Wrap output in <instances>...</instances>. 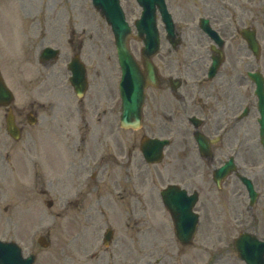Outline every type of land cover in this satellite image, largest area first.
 Returning a JSON list of instances; mask_svg holds the SVG:
<instances>
[{
	"label": "rangeland",
	"instance_id": "374dc122",
	"mask_svg": "<svg viewBox=\"0 0 264 264\" xmlns=\"http://www.w3.org/2000/svg\"><path fill=\"white\" fill-rule=\"evenodd\" d=\"M168 2L176 22L185 16V9L176 6L173 0ZM183 5L186 7V3ZM126 9L127 18L133 25L141 14V8L135 0H131ZM258 9L259 40L263 49L261 60L256 63L250 57L248 62L242 59L239 63L246 68L259 65L264 71V0H258ZM17 11L19 15H16ZM21 19L25 21L24 30L18 29ZM0 22V68L15 93L11 105L18 123L24 128L22 137L18 141L13 140L6 131L7 109L0 106V239L18 242L24 255L35 252V264H226L225 255L216 253L214 246L225 238V234L231 238L237 236L235 203L237 199L246 197L243 186L234 175L226 179L219 191L211 181L212 167H194V185L202 186L196 206L201 211V225L193 242L194 248H187V255L177 253L181 246L176 241L170 215L159 195L168 183L178 181L175 169L165 167V161L150 170L155 178L147 177L143 189H138L146 194L148 203H151V206H146L149 209L140 215L127 212L126 205H119L111 198H103L99 202L93 201L90 195L83 201L76 199L74 189L67 191L65 187L69 184L60 180L65 172L64 167L60 168L65 163L61 153L66 149L49 143L57 138L55 134L60 128L77 126L76 106L81 101L70 86V71L67 68L75 53L81 54L90 83L83 102L89 105L90 99L95 98L100 103L98 111H102L113 100L118 104L114 116L116 123L119 118L118 82L121 71L114 39L110 26L90 0H0ZM46 46L59 48L60 54L58 59L43 65L38 57ZM130 46L140 59L143 43L132 38ZM162 46V52L166 53L169 45L164 39ZM243 55L244 59H248L246 54ZM164 60L161 56L155 58L162 68ZM169 70L175 75L181 74L175 69ZM240 83L242 90L247 87L244 79ZM161 93L148 91L143 126L141 131L130 132L132 137L133 134L140 135L143 130L163 137L175 134V130L179 129L177 120L165 119L162 110H167L171 100H166L167 94ZM245 95L250 99L251 87L243 94L244 98ZM29 110L37 114L35 124L28 121ZM72 112L75 114L70 116ZM157 113L164 120L160 117L157 120ZM83 116L97 119V115L92 116L89 110ZM162 123L164 125L160 127ZM82 126L88 127L84 120ZM47 132L52 133L53 139L51 135L42 136ZM181 132H184L183 129ZM239 139L242 149L249 150L247 160L257 159L259 165L264 164V153L257 147L255 129L249 126ZM237 143L232 138V146ZM173 149L169 147L167 150ZM11 166H19L20 169L11 170ZM131 182L130 190H137L136 182ZM111 190L108 189V192ZM151 192L154 200H150ZM47 200L54 202L51 207L47 206ZM244 203L247 204V201ZM84 207H98L102 211L89 215L82 212ZM109 226L122 236L116 245L106 248L102 238ZM127 229L131 234L141 230L146 236L144 260L131 239L123 235ZM41 235L51 242L48 247L38 243ZM201 239L210 240V250L201 247ZM127 247L131 248L129 259L118 261L112 255L113 249L126 253ZM167 256H173L174 260L159 262L161 257L166 259ZM176 256L179 257L177 260Z\"/></svg>",
	"mask_w": 264,
	"mask_h": 264
},
{
	"label": "flooded vegetation",
	"instance_id": "af4514ba",
	"mask_svg": "<svg viewBox=\"0 0 264 264\" xmlns=\"http://www.w3.org/2000/svg\"><path fill=\"white\" fill-rule=\"evenodd\" d=\"M173 1L176 6L186 10V12L183 11L186 13L185 16L180 17L175 23L176 33L181 43L176 48L169 45L166 53L160 51L157 54L156 58L160 56L165 58L164 68L158 64L160 86L151 89L161 91L163 95L167 94L165 99L169 98L171 104L167 110H162L163 115L165 119L171 118L180 124L175 134H169V136L172 135L169 147L174 149L167 150L169 148L167 147L164 150L162 163L165 161V167L175 169L178 181L174 183L185 188L189 196L195 191H199L200 194L202 189V186L194 185L195 166L212 167L214 170L233 155L240 172L252 179L258 191L252 204L248 197L239 198L235 203L234 212L238 220L235 226L238 236L243 232H250L257 240L264 241V164L259 165L257 159L247 160L246 155L249 150L242 149L239 139L244 130H249V126L255 129L256 134L260 127L257 106L246 95V98L243 97L249 85L242 73L250 68L241 67L239 63L242 59L245 62L248 61L243 58V54L252 55L242 36L243 29L256 30L257 35L259 32L260 16L257 0ZM121 3L125 9L130 6L131 0H121ZM183 3H186V7ZM21 24L23 28L24 21H21ZM30 33H33V30H30ZM169 68L181 74L175 75ZM212 70L214 74L211 75ZM242 79L247 83V87L243 90L240 83ZM80 101H82L81 104L78 103L76 106L77 113L69 114L70 116L78 115L77 126L60 128L55 134L57 138H54L53 143H49V145L54 144L55 147L66 149L61 153L65 163L63 162L60 166L65 169L60 180L69 184L65 189L67 191L74 189L75 198L82 201L89 195L92 196L93 201L97 202L103 198H111L119 205H126L127 212L135 215L145 213L149 209L146 206H151V203H148L146 194L138 189H143L147 177L155 178L152 177L154 175L150 173V170L162 164L148 163L141 151V138L146 136L147 132L143 130L140 135L133 134L132 137L130 132L136 130L116 126L114 117L116 105L113 100L110 101L111 105L102 111H98L100 103L95 98L90 99L89 105L83 100ZM246 107L248 109L246 115L244 118H239ZM88 110L92 116L97 115V119L83 116ZM159 117L164 120L157 113L155 118L158 120ZM83 120L88 127L82 126ZM163 125L162 123L160 127ZM198 132L206 137L203 154L198 149L195 137ZM50 138L53 139L52 135ZM232 138L234 142L236 140L238 142L235 146H232ZM32 140L33 138L30 139ZM235 178L238 179L236 175ZM130 182H136L137 190H130ZM108 189L112 190L108 192ZM149 196L150 200L155 199L153 192ZM245 201L247 204L244 203ZM187 203L188 201H184L183 205L186 206ZM196 210L199 214L201 213L199 208ZM96 211L102 210L98 207L82 208V212L89 215ZM123 235L131 239L138 248L140 258L144 260L146 236L142 235L141 230L131 234L127 229ZM120 236L122 235L118 234V230H114L112 243L116 245ZM201 240L202 248L210 244V240ZM176 241L181 246L177 250L179 254L187 255V248H194V241L186 245L177 239ZM218 243L222 245H219L220 248L215 249V252L221 256L225 255L226 264H246L240 257L234 242L226 239ZM255 247L246 249L245 253H254L256 258L260 254L264 257V245ZM130 252V247L126 250L128 255L113 249L112 255L119 261L129 259ZM172 257L167 256L166 259L161 257L159 262H167ZM178 258L175 257L176 260Z\"/></svg>",
	"mask_w": 264,
	"mask_h": 264
},
{
	"label": "water",
	"instance_id": "95a60500",
	"mask_svg": "<svg viewBox=\"0 0 264 264\" xmlns=\"http://www.w3.org/2000/svg\"><path fill=\"white\" fill-rule=\"evenodd\" d=\"M143 7L142 16L136 20L135 24L138 29V37L143 40L144 47L142 48V57L144 61L145 70L143 71L139 63L134 58L128 46V38L131 34V27L125 19L124 11L122 10L119 0H94L95 6L106 17L116 36V45L118 50V57L122 69V77L120 80V89L122 95V115L121 124L124 127L137 128L142 123V107L145 100L144 89L151 84H157L156 67L152 62V56L159 49V33L157 28V13L156 9L162 12L163 19L167 24V29L170 34H173L174 26L171 14L168 12L165 0H138ZM174 36V35H173ZM250 39V46H254L257 42L255 36L248 35ZM174 44L176 43L173 41ZM58 50L50 47L46 48L42 56L44 58L55 57ZM73 76L70 78L75 91L78 96H82L87 88L86 68L79 60L78 56L72 59L69 64ZM260 74H252V78L258 80ZM261 78V77H260ZM258 89L260 91V102L264 108V93L263 81L258 80ZM14 98L11 90L5 84L4 79L0 73V105L9 104ZM31 122H34L30 118ZM8 132L14 137L19 138L20 131L15 123L14 116L10 113L7 117ZM199 136V135H198ZM200 137H198L199 140ZM201 143V141L199 140ZM167 143L166 140L158 138H146L142 141V149L146 152L148 161L157 162L162 159V148ZM225 170V167L218 171L220 175ZM178 186L171 184L162 190L161 194L165 206L170 210L172 216L175 218L176 231L182 240H188L195 231L197 214L191 211L193 206L192 201L187 206V209L178 213L175 207L182 208L179 204L178 198L182 197V191ZM185 206V205H184ZM112 231L108 230L106 233V242L111 238ZM39 243L47 247L50 243L46 241L45 237L38 239ZM36 254L31 253L24 257L22 248L15 241H4L0 239V264H34Z\"/></svg>",
	"mask_w": 264,
	"mask_h": 264
},
{
	"label": "bare ground",
	"instance_id": "6f19581e",
	"mask_svg": "<svg viewBox=\"0 0 264 264\" xmlns=\"http://www.w3.org/2000/svg\"><path fill=\"white\" fill-rule=\"evenodd\" d=\"M16 15H19L18 11H17ZM14 164H17V162H14ZM10 169L11 170H16V169H20V167L19 166H11Z\"/></svg>",
	"mask_w": 264,
	"mask_h": 264
}]
</instances>
